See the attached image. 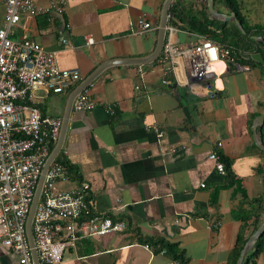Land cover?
Returning a JSON list of instances; mask_svg holds the SVG:
<instances>
[{"label":"crops","instance_id":"obj_1","mask_svg":"<svg viewBox=\"0 0 264 264\" xmlns=\"http://www.w3.org/2000/svg\"><path fill=\"white\" fill-rule=\"evenodd\" d=\"M32 1L45 5L49 0ZM63 1L62 13L22 17L8 36L55 51L60 69L79 70L80 79L59 93L41 87L32 93L43 115L61 120L57 157L66 173L57 186L69 191L87 184L89 211L123 220L126 228L77 239L56 264L165 262L171 257L147 242L158 238L176 243L184 264H230L237 233L247 241L254 223L264 222V152L258 146V138L264 143V119L254 124L264 112V62L250 59L238 62L242 68H229L216 61L211 88L201 94L172 79L163 84L156 62L111 64L85 88L102 104L85 111L71 107L65 118L71 91L98 66L152 52L157 30L137 32L136 19L144 16L157 27L164 0ZM177 29L174 36L181 43L198 34ZM85 36L92 42L85 44ZM62 37L71 47H63ZM151 124L162 136L145 128ZM215 150L230 159L238 185H228L215 171L208 158ZM238 210L251 214L245 226L232 215ZM255 241L243 246L242 261ZM0 264H18L15 253L0 247ZM249 264H264V247Z\"/></svg>","mask_w":264,"mask_h":264},{"label":"built area","instance_id":"obj_2","mask_svg":"<svg viewBox=\"0 0 264 264\" xmlns=\"http://www.w3.org/2000/svg\"><path fill=\"white\" fill-rule=\"evenodd\" d=\"M2 26H0V247L15 253L18 264H33L31 247L26 235V220L32 197L42 167L55 146L61 120L43 115L33 99V90L44 88L59 93L80 79L77 68L60 69L55 60V51L29 39L9 38L10 27L22 17L34 19L41 13H62L63 0H49L40 5L32 0H5ZM167 15L165 37L156 64L160 69L163 84L169 79L185 86L190 92L201 94L209 90V75L213 64L222 60L236 68L242 66L231 54L232 47L197 34L186 42H178L174 36L177 27L169 22ZM68 26V25H67ZM137 32L157 30L144 16L136 19ZM89 44L92 38L83 37ZM63 47H71L62 37ZM215 50V51H213ZM102 104L91 97L86 89L73 98L71 107L85 111ZM106 111L112 106L106 104ZM160 137L163 132L157 125L145 127ZM216 145L221 146V142ZM215 171L226 175L220 152L208 154ZM66 173L63 160L55 157L49 163L39 198L31 220L33 244L38 264H56L65 248L74 246L79 238L99 236L126 228L123 220L112 218L107 213H91L84 184L73 190H62L57 180ZM204 184L201 183V186ZM160 252H164L160 250ZM155 264H181L170 258Z\"/></svg>","mask_w":264,"mask_h":264},{"label":"trees","instance_id":"obj_3","mask_svg":"<svg viewBox=\"0 0 264 264\" xmlns=\"http://www.w3.org/2000/svg\"><path fill=\"white\" fill-rule=\"evenodd\" d=\"M206 3L207 0H194L190 3H185L182 0H172L168 7L170 24L190 32L206 35L208 38L219 43L230 45L232 47L231 54L235 57L237 62L252 61L244 58L242 53L259 51L264 54V22H250L247 15L243 12L244 2L242 0H213V5L219 12L221 11L219 9L220 7H224L227 13L234 12L237 19L241 22L245 33L240 31L233 20H221L212 17L208 13ZM251 35L259 36L261 39H252ZM152 62H156V59ZM228 65L229 68L232 67L231 64L228 63ZM220 158L225 164V179L227 184L237 183L230 168V159L221 153ZM257 201L258 199H252V202ZM232 215L236 219L243 221L244 226L246 225V221L251 217L249 211L247 213L239 210L233 211ZM259 225L260 223L255 222L253 230L257 229ZM245 241L246 239L244 238L242 231H239L230 251V264L236 263ZM147 242L149 245L153 246L155 251L163 250L165 254L171 258L178 260L181 264H184V253L181 249H179L176 243L165 241L161 238L153 240L149 239ZM263 247L264 232L257 237L254 242L253 251L246 256L245 260H243L241 264L251 263Z\"/></svg>","mask_w":264,"mask_h":264},{"label":"water","instance_id":"obj_4","mask_svg":"<svg viewBox=\"0 0 264 264\" xmlns=\"http://www.w3.org/2000/svg\"><path fill=\"white\" fill-rule=\"evenodd\" d=\"M172 0H164L163 5H162V10H161V15H160V20L157 26V35H156V41H155V46L154 49L152 50V52L150 54H148L147 56L144 57H137V58H126V59H116V60H110L107 61L103 64H101L100 66H98L78 87L74 88L68 98L67 101V106H66V110H65V118L67 117L70 108H71V104H72V100L74 98V96L81 90L85 89L86 86L93 80V78L99 74V72L104 69L105 67L111 65V64H118V63H125V64H144V63H148L153 61L154 59L157 58V56L160 53L162 44H163V40L165 37V28H166V23H167V15H168V7L170 5ZM207 10L208 13L212 16V17H216L218 19L221 20H233L234 23L236 24V26L240 29V31L242 33H245V30L242 28L241 22L237 19L236 15L234 12H219L217 9H215L214 5H213V0H207ZM216 16H215V15ZM252 39L255 40H259L261 39L259 36L256 35H251ZM242 56L246 59H252L254 61H257L259 63H263L264 59L261 55V53L259 52H252V53H242ZM264 119V112L259 114L256 118H255V125H260L263 122ZM258 146L262 149V151L264 152V143L261 141L260 138H258ZM61 147V141L60 138L59 140L56 142L55 146L53 147L51 153L49 154L48 158L46 159L42 170H41V174L39 176L33 197H32V201L30 204V209L27 215V220H26V235L28 238V242L29 245L31 247V255H32V260H33V264H38L37 261V257H36V252L34 249V244H33V236H32V230H31V220H32V216L39 198V194H40V190H41V186L43 183V179H44V175L46 172V169L49 165V163L51 162V160L55 157V155L57 154V152L59 151ZM264 232V222L257 228L255 229V231L249 236L248 240L246 241L244 247L250 243L253 242L257 239L258 236H260L262 233ZM244 247L240 252V255L236 261V264H241L242 258H243V253H244Z\"/></svg>","mask_w":264,"mask_h":264},{"label":"rangeland","instance_id":"obj_5","mask_svg":"<svg viewBox=\"0 0 264 264\" xmlns=\"http://www.w3.org/2000/svg\"><path fill=\"white\" fill-rule=\"evenodd\" d=\"M242 1L244 2L243 12L247 15L250 22H264V0ZM219 9L221 10L220 12H226L224 7H220Z\"/></svg>","mask_w":264,"mask_h":264},{"label":"snow or ice","instance_id":"obj_6","mask_svg":"<svg viewBox=\"0 0 264 264\" xmlns=\"http://www.w3.org/2000/svg\"><path fill=\"white\" fill-rule=\"evenodd\" d=\"M213 51H215V50H213Z\"/></svg>","mask_w":264,"mask_h":264}]
</instances>
